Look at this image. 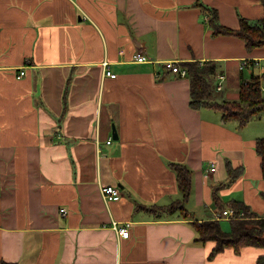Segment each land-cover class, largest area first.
<instances>
[{"label":"crops","instance_id":"1","mask_svg":"<svg viewBox=\"0 0 264 264\" xmlns=\"http://www.w3.org/2000/svg\"><path fill=\"white\" fill-rule=\"evenodd\" d=\"M205 7L232 30L263 15L259 0H0V264H263L258 246L209 259L193 227L236 204L264 218V119L192 109L166 68L217 62L229 101L264 72V47L212 33ZM171 164L191 171L183 213L160 210L181 198Z\"/></svg>","mask_w":264,"mask_h":264},{"label":"trees","instance_id":"2","mask_svg":"<svg viewBox=\"0 0 264 264\" xmlns=\"http://www.w3.org/2000/svg\"><path fill=\"white\" fill-rule=\"evenodd\" d=\"M263 6L262 19L252 24L246 18H240L238 29L232 30L221 24L217 19V12L204 8L208 12V23L215 35H231L240 38L245 47L250 50L264 47V0H259ZM182 68L185 69L190 84V103L192 109L213 108L220 113L222 121H233L239 126H244L255 118L264 119V93L261 84L264 81V72L261 76H253L249 81H243L239 87L237 100L229 101L221 99V95L214 85L215 73L218 70V63L207 62H183ZM255 149L260 156L261 170L264 177V138H257ZM171 168L177 177L178 190L181 198L171 202L167 207L160 210L169 213L185 211L184 203L191 195L192 177L191 171L180 164H171ZM238 173L230 171L232 178L237 177ZM237 211H243L241 219L230 220L229 230L223 231L220 221H203L193 223L195 232L198 234L197 242L214 241L213 251L209 259L225 249L231 247L235 252H239L243 246H258L264 248V218H259L249 212L243 204H236ZM258 261L264 264V257H259Z\"/></svg>","mask_w":264,"mask_h":264},{"label":"built area","instance_id":"3","mask_svg":"<svg viewBox=\"0 0 264 264\" xmlns=\"http://www.w3.org/2000/svg\"><path fill=\"white\" fill-rule=\"evenodd\" d=\"M136 60L139 62H143L145 59L143 56L141 55H137L136 56ZM243 67V66H242ZM166 68L170 69L173 73L177 74L178 76H185V70L181 69L180 67L176 66L174 63L171 62H166ZM24 74V70H22L19 75L17 76V78L22 77V75ZM105 76L107 77H111L114 78L115 74L112 73L110 70H106L105 71ZM223 77H219V81L216 84V90L221 91V81H222ZM262 91H264L263 88H261ZM111 141V139H110ZM110 141H108L107 143H110ZM215 170V165H211L209 171H214ZM101 194H103L104 198L108 201L114 200L117 201L120 199V194H119V190L114 187V186H105L101 188ZM60 212L65 215L66 211L64 209H60ZM244 216L243 211H237L235 208H226L225 210L221 211L220 213H218L216 215V219H231V220H236V219H241V217ZM117 227V226H116ZM117 232L119 233L120 236H122V238L127 239V235H128V228H124V227H117L116 228Z\"/></svg>","mask_w":264,"mask_h":264},{"label":"rangeland","instance_id":"4","mask_svg":"<svg viewBox=\"0 0 264 264\" xmlns=\"http://www.w3.org/2000/svg\"><path fill=\"white\" fill-rule=\"evenodd\" d=\"M257 23V22H256ZM256 23H252V24H256ZM256 75L257 74H260L261 72H260V70L259 69H257V70H255V72H254ZM244 75H246V73H244ZM247 76V75H246ZM261 86L263 87V89H264V82H262V84H261ZM223 93V92H222ZM222 96H223V98H225V95L224 94H222ZM261 120V119H260ZM261 123H263L264 124V122L262 121ZM228 224H229V222H223L222 223V229L225 231V232H227L229 229H228Z\"/></svg>","mask_w":264,"mask_h":264},{"label":"water","instance_id":"5","mask_svg":"<svg viewBox=\"0 0 264 264\" xmlns=\"http://www.w3.org/2000/svg\"><path fill=\"white\" fill-rule=\"evenodd\" d=\"M113 137L117 139V136L115 135V133L113 132Z\"/></svg>","mask_w":264,"mask_h":264}]
</instances>
